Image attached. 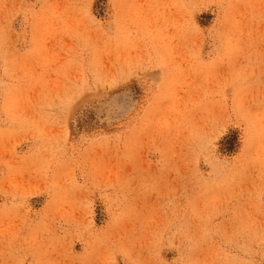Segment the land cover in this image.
Segmentation results:
<instances>
[{"label":"rangeland","instance_id":"1","mask_svg":"<svg viewBox=\"0 0 264 264\" xmlns=\"http://www.w3.org/2000/svg\"><path fill=\"white\" fill-rule=\"evenodd\" d=\"M0 264H264V0H0Z\"/></svg>","mask_w":264,"mask_h":264}]
</instances>
